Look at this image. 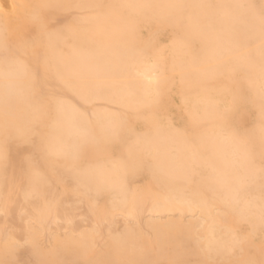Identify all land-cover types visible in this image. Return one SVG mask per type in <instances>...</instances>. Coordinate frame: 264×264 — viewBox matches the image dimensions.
Wrapping results in <instances>:
<instances>
[{"label": "bare ground", "instance_id": "1", "mask_svg": "<svg viewBox=\"0 0 264 264\" xmlns=\"http://www.w3.org/2000/svg\"><path fill=\"white\" fill-rule=\"evenodd\" d=\"M0 214V264H264V0H0Z\"/></svg>", "mask_w": 264, "mask_h": 264}, {"label": "rangeland", "instance_id": "2", "mask_svg": "<svg viewBox=\"0 0 264 264\" xmlns=\"http://www.w3.org/2000/svg\"><path fill=\"white\" fill-rule=\"evenodd\" d=\"M75 14L84 15V14H86V12H68V13L67 12H63V13H60L58 21L52 22L51 24L53 26L61 25L67 20V18H69V17H71V16H73ZM94 105H96V106H106L105 103H96ZM114 109H117V108L115 107ZM78 199L79 198H76L75 200L77 201ZM69 206L70 205H67V207H69ZM76 206L78 208V210L76 211V215H77L76 221L83 228H90L93 225V223L91 222L90 219H88V218L83 216L84 213H86V208L84 207V205L82 203H76ZM17 214H19V213H17ZM22 218H24V216ZM4 221H7L6 231H8V233L14 235L16 238H18L20 243L23 244V233H24L23 227H24V224H25L23 219H19L18 217H13L11 215L10 216H6L4 214H0V228L2 226V222H4ZM116 221H117L118 229H121V227H123L124 224L126 223V221H125V219L123 217H119L118 219H116ZM58 227H59V229H61L59 231L60 234L67 233V229L65 228V225L62 222L59 223V226L58 225H52L51 229H52V231H57ZM42 240L40 242H42L41 245L44 246L46 241H45V239L43 241ZM102 241H103V238L99 240L100 243ZM22 256H20L17 259V261L15 259L14 264H29L28 263L29 260L27 261V259L23 256V258L25 259V261H24L23 258H21Z\"/></svg>", "mask_w": 264, "mask_h": 264}]
</instances>
